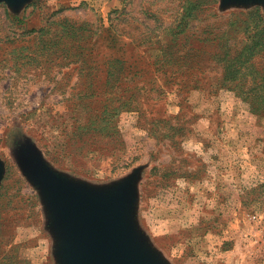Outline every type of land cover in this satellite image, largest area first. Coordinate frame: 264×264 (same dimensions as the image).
<instances>
[{
    "label": "rangeland",
    "instance_id": "1",
    "mask_svg": "<svg viewBox=\"0 0 264 264\" xmlns=\"http://www.w3.org/2000/svg\"><path fill=\"white\" fill-rule=\"evenodd\" d=\"M25 150L130 179L163 264H264V0H0V264H62Z\"/></svg>",
    "mask_w": 264,
    "mask_h": 264
},
{
    "label": "water",
    "instance_id": "2",
    "mask_svg": "<svg viewBox=\"0 0 264 264\" xmlns=\"http://www.w3.org/2000/svg\"><path fill=\"white\" fill-rule=\"evenodd\" d=\"M23 156L53 210L62 264H163L131 223L130 179L96 192L53 172L30 150Z\"/></svg>",
    "mask_w": 264,
    "mask_h": 264
}]
</instances>
